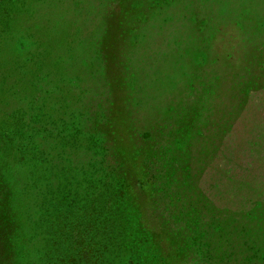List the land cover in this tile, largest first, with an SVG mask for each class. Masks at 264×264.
<instances>
[{"label":"rangeland","instance_id":"1","mask_svg":"<svg viewBox=\"0 0 264 264\" xmlns=\"http://www.w3.org/2000/svg\"><path fill=\"white\" fill-rule=\"evenodd\" d=\"M73 121L125 151L132 201L98 218L89 136L81 162L62 138L30 151ZM87 245L89 264H264V0H0V264Z\"/></svg>","mask_w":264,"mask_h":264},{"label":"trees","instance_id":"2","mask_svg":"<svg viewBox=\"0 0 264 264\" xmlns=\"http://www.w3.org/2000/svg\"><path fill=\"white\" fill-rule=\"evenodd\" d=\"M252 28L253 26L251 27V29ZM257 31L261 32L262 29L258 27ZM66 121H69V120H67L66 118ZM79 126L80 124L76 121H73L70 124L62 123L59 126V128H57V132L54 126V131L56 134L48 135V136L46 134H43L41 138H38L37 140L34 141L36 145L31 147L30 151H35L37 148L41 146V144H46V143L48 144V142H50V140L54 138H62L64 140H67L68 143L71 144L72 146L71 151L74 152V153H71V155L79 154L80 156H83L82 155V152H84V149L82 147L83 138H87V136H89L92 139V142L87 149V167L90 168L89 173L92 172L94 175L99 177L100 180L105 179V182H106V189L103 191V193L101 192L100 194H98L94 202L91 204V208H92L91 215L97 217L98 215H103V213L105 212L109 213L111 209L113 208V204L115 203L125 204L126 202H131L132 201V195H131L132 184L125 177L120 176V174H118V170H117L118 168L114 164H111V162L109 161L111 157L114 163L115 160H118L120 159V157L125 155V151L122 148H120L117 151L118 153L116 152V154L114 155L113 151L110 148L109 143L107 142L106 139H104V136L101 134L100 130L98 129V125L94 124L90 126L89 128H87V134L83 132L79 128ZM148 136H151V134H149ZM29 140L31 139L29 138ZM76 155L75 157H76L77 162H81L83 157L81 158L78 155L77 156ZM58 156L60 157L61 161H64V159H66L65 153H60ZM84 159L85 158H83V160ZM69 168L72 169L73 173H76L78 171L77 163L74 161L71 162ZM97 177L94 178V181L99 180ZM87 182L91 183L92 180H87ZM72 201H75L74 198L72 199ZM67 217L68 216H66L65 219H67ZM105 222H108L107 217H105L103 225L106 224ZM80 225L81 224H79V226L75 225L74 226L75 228H72L73 230L69 229L68 233L76 231L77 228H79L80 230L81 229ZM66 226L67 225L64 226V230ZM126 240H127V237H126ZM134 241H136V239ZM123 242H124V239H123ZM128 243H129L128 246H130V249H131L133 241L131 240ZM93 250H94L93 248L87 245L86 247H83L80 252L77 253V257L85 258L87 256V264H89L91 262V256H92ZM140 258L142 259L141 262L138 260ZM73 262L77 263L79 262V259H75L73 260ZM104 263H106V259H104L100 264H104ZM126 264H154V262H152L151 258L146 257L145 255L142 254L140 255L139 258H134L133 260L130 259Z\"/></svg>","mask_w":264,"mask_h":264}]
</instances>
